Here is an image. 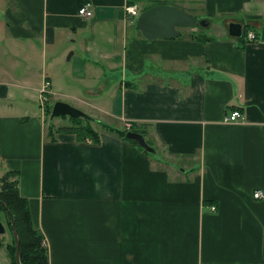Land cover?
<instances>
[{
	"label": "crops",
	"instance_id": "crops-1",
	"mask_svg": "<svg viewBox=\"0 0 264 264\" xmlns=\"http://www.w3.org/2000/svg\"><path fill=\"white\" fill-rule=\"evenodd\" d=\"M160 3L209 24L148 39L127 7ZM45 81L156 153L103 128L99 143L50 136L42 110L16 103ZM0 162L50 264H264V0H0Z\"/></svg>",
	"mask_w": 264,
	"mask_h": 264
},
{
	"label": "trees",
	"instance_id": "trees-1",
	"mask_svg": "<svg viewBox=\"0 0 264 264\" xmlns=\"http://www.w3.org/2000/svg\"><path fill=\"white\" fill-rule=\"evenodd\" d=\"M202 25L197 24L196 27H201ZM203 27V26H202ZM199 28V33L201 32ZM192 37L199 38L198 32H193ZM181 37V36H180ZM52 106L46 108V113L51 114ZM55 118V117H54ZM71 124L64 125L56 130L51 123L49 126V134L52 136L56 131H67L75 133L80 141L99 143L100 134L97 129L94 127L95 123L101 126V128L106 129L110 132L116 133L122 138L139 147L146 153H151L145 150L137 141L128 138L127 133L130 130L138 131L144 136L146 135L145 131L141 128H138L132 125L130 128L124 127L119 128L111 124L101 122L98 119H95L92 116L87 118L79 117L73 118L70 117ZM0 221L3 222L6 232L10 231L11 240H5L4 234L0 233V254L1 250L4 248L7 256L10 259V264H18L16 258V239L13 233V223L12 218L15 220V224L18 231V237L20 240V260L22 264H50L49 261V250L47 245L43 243L45 238L43 232L38 229L33 222V217L29 205V201L25 198L19 187V172L8 170L5 172L1 178L0 186ZM12 212L11 217L8 214V211ZM1 264V257H0Z\"/></svg>",
	"mask_w": 264,
	"mask_h": 264
},
{
	"label": "water",
	"instance_id": "water-1",
	"mask_svg": "<svg viewBox=\"0 0 264 264\" xmlns=\"http://www.w3.org/2000/svg\"><path fill=\"white\" fill-rule=\"evenodd\" d=\"M197 24L206 26L209 24L208 20L198 19L191 13L184 9L169 3H160L153 5L142 12L137 17L136 27L148 39L165 38L171 39L181 36L180 27L195 28ZM229 30L232 36L240 37L243 35V25L241 23L232 22L229 24ZM51 117L69 116L73 118L89 117L83 110L78 109L65 101H57L52 107ZM128 138L137 141L145 150L156 153L155 148L150 145L145 136L138 132L130 130L127 133ZM1 202V201H0ZM8 214L12 216V212L7 210ZM13 233L16 239V258L17 263L22 264L20 260V240L14 218H12ZM0 233L5 234L6 228L2 221H0Z\"/></svg>",
	"mask_w": 264,
	"mask_h": 264
},
{
	"label": "rangeland",
	"instance_id": "rangeland-1",
	"mask_svg": "<svg viewBox=\"0 0 264 264\" xmlns=\"http://www.w3.org/2000/svg\"><path fill=\"white\" fill-rule=\"evenodd\" d=\"M198 18V21H201V20H205V19H203V18H201V17H197ZM199 28H201V29H203L204 27H199ZM205 31H207V30H205ZM23 90H25V91H30L29 89H19V92L17 93V107L19 108V110H21L22 108H27V110H30V111H32V109H40V110H42L43 111V113H44V115H45V119H46V121H47V124L49 123V124H53V126H54V130H56V129H58V128H60V127H62V126H64V125H69V124H71V119H70V117L69 116H59V117H55V118H52L51 116V114H47L46 113V108L48 107V106H52L53 107V105H54V103L55 102H57V101H59V99H57V96H51L52 94L51 93H49V95H48V97H47V100H44V102L42 103L41 102V100L39 99V96L38 95H35V97L34 96H32V99H30L31 98V96H29L28 98H25L24 96H21V95H19L21 92H23ZM83 93H85V92H83ZM107 96V94H105V97ZM66 102V101H65ZM104 106H105V104H104ZM51 107V108H52ZM74 107H76V108H78V109H81V110H83L85 113H87L89 116H92L93 114L91 113L92 111L91 110H94L92 107H89V106H87V105H82V106H74ZM94 112V114L95 113H99L98 115L100 116H97L99 119L101 118V120L103 121V122H106V123H108V124H111V125H113V126H121L119 123H118V121H116V120H113V119H111L110 117H107L105 114H103V113H100V111H98V110H96V111H93ZM96 116V115H95ZM84 118V117H83ZM101 121V122H102ZM116 126V127H117ZM97 130L99 129V128H101V126L100 125H98L97 123H95V126H94ZM138 147H139V145H137ZM152 153V152H151ZM4 169H3V166H2V164H1V162H0V186H1V178L3 177V175L5 174V172L3 171ZM4 237H5V240H7V241H9V240H11V234H10V231L9 230H7V232L4 234ZM5 249L3 248L2 250H1V254H0V257H1V264H10V259H9V257H6V255H5ZM7 258V259H6Z\"/></svg>",
	"mask_w": 264,
	"mask_h": 264
},
{
	"label": "built area",
	"instance_id": "built-area-1",
	"mask_svg": "<svg viewBox=\"0 0 264 264\" xmlns=\"http://www.w3.org/2000/svg\"><path fill=\"white\" fill-rule=\"evenodd\" d=\"M127 11L130 14L133 15H139L140 12L138 11V7L136 5H131L127 7ZM79 15H81L84 18H92L94 16V11L93 8L91 6V3H86L83 6H81L79 8L78 11ZM257 36L256 33L254 31H249L246 35V40L247 42H253L256 41ZM49 93H51L50 91V82L49 81H45L42 89L40 90V100L43 103L44 100H47V97L49 95ZM242 112L238 109L234 110L230 115H227L224 119L225 122L227 123H233V122H237L239 121V119L242 117ZM132 126V124H127V127L130 128ZM254 197L257 199L263 198L264 197V191L262 189H257L254 192ZM212 210H215L216 207L215 206H211ZM43 243L45 245H47V241L44 239Z\"/></svg>",
	"mask_w": 264,
	"mask_h": 264
}]
</instances>
